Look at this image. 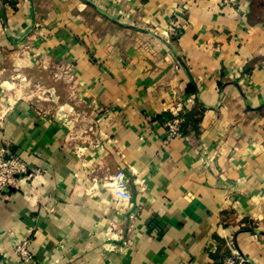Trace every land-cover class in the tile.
Segmentation results:
<instances>
[{
	"label": "crops",
	"instance_id": "obj_1",
	"mask_svg": "<svg viewBox=\"0 0 264 264\" xmlns=\"http://www.w3.org/2000/svg\"><path fill=\"white\" fill-rule=\"evenodd\" d=\"M63 76L92 121L75 146L29 89L67 101ZM196 103L197 129L166 141ZM3 149L32 176L0 189V264H264V0H0Z\"/></svg>",
	"mask_w": 264,
	"mask_h": 264
},
{
	"label": "built area",
	"instance_id": "obj_2",
	"mask_svg": "<svg viewBox=\"0 0 264 264\" xmlns=\"http://www.w3.org/2000/svg\"><path fill=\"white\" fill-rule=\"evenodd\" d=\"M236 2L237 0H218L219 5L221 6L229 4L232 5ZM181 122L182 116L178 112V109H174L172 115L164 120V125L166 128V141H170L173 138L182 135L180 128ZM37 172L38 170H35L34 174ZM30 176H32V173H29L27 163L19 155L8 149H3L0 151V189L10 185H15L17 180ZM127 185L128 182L122 170L115 171L109 177L108 187L111 188L114 197L121 201V203H126L130 200V192ZM15 252L22 261H28L31 258L27 248L26 240H23L18 245H16ZM216 264L252 263L243 259L237 250L232 249L228 255H226L219 263Z\"/></svg>",
	"mask_w": 264,
	"mask_h": 264
},
{
	"label": "rangeland",
	"instance_id": "obj_3",
	"mask_svg": "<svg viewBox=\"0 0 264 264\" xmlns=\"http://www.w3.org/2000/svg\"><path fill=\"white\" fill-rule=\"evenodd\" d=\"M18 57L19 55L16 58ZM11 76L12 80H14L17 84L25 85V83H27V78L21 75L20 67L14 66V71ZM59 79H62V83L64 82V86L66 88H63L62 92L64 93V91H67L68 96L70 95V98L67 101H61L59 98L58 101H55L53 98L54 91L51 89V86L48 85H41L39 87L35 85L29 87V89L31 88V91L40 95L41 99L45 100L44 104H49L50 106H45V108L51 109V112L55 114V118L67 127L68 135L71 139V146H75L77 143H86L87 136L90 133L89 131H92V121H90L87 117L85 108L80 107L84 104L79 103L76 100L73 93L74 89H70L68 76H63V78L60 77ZM13 87L15 86L13 85Z\"/></svg>",
	"mask_w": 264,
	"mask_h": 264
},
{
	"label": "trees",
	"instance_id": "obj_4",
	"mask_svg": "<svg viewBox=\"0 0 264 264\" xmlns=\"http://www.w3.org/2000/svg\"><path fill=\"white\" fill-rule=\"evenodd\" d=\"M187 91L191 93L194 92V88L192 84H189L187 86ZM203 110L204 108L202 107V105L199 103H196L193 109L187 111L184 114H181L182 122H181L180 128H181L182 134H186L190 129H194V130L197 129V124L202 115Z\"/></svg>",
	"mask_w": 264,
	"mask_h": 264
},
{
	"label": "water",
	"instance_id": "obj_5",
	"mask_svg": "<svg viewBox=\"0 0 264 264\" xmlns=\"http://www.w3.org/2000/svg\"><path fill=\"white\" fill-rule=\"evenodd\" d=\"M93 7L95 8V6H93ZM102 14H103L107 19H109L110 21H112L113 23H116V24L121 25V26H127V27H130V28H134V29H136V30H138V31H141V32L147 33V34H149V35L155 37V38L158 39L159 41L165 43L166 45L170 46V43H169L167 40L163 39V38L160 37L157 33L153 32V31H151V30L143 29V28H139V27H135V26H131V25H124L123 23H121V22H119V21H117V20L111 18L110 16H108V15H106V14H104V13H102Z\"/></svg>",
	"mask_w": 264,
	"mask_h": 264
}]
</instances>
